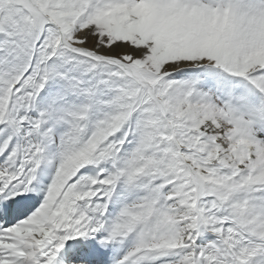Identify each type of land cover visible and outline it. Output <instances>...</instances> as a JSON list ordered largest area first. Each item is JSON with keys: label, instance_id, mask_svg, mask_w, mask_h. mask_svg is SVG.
Listing matches in <instances>:
<instances>
[{"label": "snow or ice", "instance_id": "snow-or-ice-1", "mask_svg": "<svg viewBox=\"0 0 264 264\" xmlns=\"http://www.w3.org/2000/svg\"><path fill=\"white\" fill-rule=\"evenodd\" d=\"M0 264H264V0H0Z\"/></svg>", "mask_w": 264, "mask_h": 264}]
</instances>
